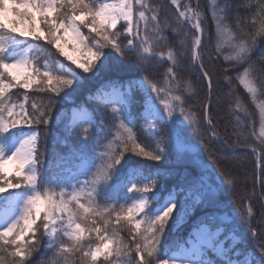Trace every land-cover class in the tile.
I'll return each instance as SVG.
<instances>
[{"label":"snow or ice","instance_id":"1","mask_svg":"<svg viewBox=\"0 0 264 264\" xmlns=\"http://www.w3.org/2000/svg\"><path fill=\"white\" fill-rule=\"evenodd\" d=\"M168 3L174 8L171 15L162 0H0V194L7 193L0 195V264H37L33 257L42 245L53 252L39 264H264V235L257 228L250 231L258 252L249 251L234 229L225 234L224 227H213L217 220L213 214L187 239L174 246L164 242L170 221L175 224L187 212V200H178L175 190L161 188V172L142 163L173 155L193 163L184 151L192 136L203 141L207 135L225 152L248 147L241 137L251 114L236 96L229 71L237 69L235 79L253 103L258 94L264 96L260 82L264 69L252 59L264 41V0L254 8L249 0L243 18L239 5L210 0L215 36L206 26L199 0ZM232 12L237 13L238 28L251 17L255 29L242 31L239 38L233 34L231 54L224 57L229 66L223 69V79L235 98V108L230 106L235 140L217 130L218 121L210 112L214 81L207 65L215 59L204 54L206 42L213 39L220 54L219 41L229 32L226 21ZM169 32L179 37L178 43L171 42ZM127 53L133 54L131 63L143 75H121ZM259 59L264 61V56ZM165 63L162 77L148 74ZM186 63L207 88L202 119L187 104L195 88L191 80L181 79ZM92 79L99 83L83 103L73 101L66 122L54 111L58 100L71 99ZM15 89L23 90L21 98H13ZM137 93L143 96L139 110ZM256 107L264 129V101ZM97 114L107 121H97ZM53 119L63 125L58 142L68 144L73 130L79 129V145L72 153L78 163L67 174L50 175L52 162L44 160L43 145ZM138 121L141 130L155 138L154 147L139 140L134 130ZM260 145L264 153V131ZM132 157L141 160L134 162ZM56 158L63 159L59 154ZM258 162L264 165V154ZM221 175L225 179L215 184L205 179L210 176L207 169L196 174L193 168L187 198L215 206L217 193L232 189L236 182ZM260 175L264 177V167ZM254 198L264 202V180L258 195L254 186L248 197L241 198L248 201L241 215L249 223ZM125 226L127 241L121 235Z\"/></svg>","mask_w":264,"mask_h":264},{"label":"trees","instance_id":"2","mask_svg":"<svg viewBox=\"0 0 264 264\" xmlns=\"http://www.w3.org/2000/svg\"><path fill=\"white\" fill-rule=\"evenodd\" d=\"M165 4L169 15L174 12L173 6L168 3V0H162ZM192 3H196V0H191ZM230 3L240 6L239 16L241 18L248 15V10L244 7L249 3V0H229ZM259 3V0H251V5L254 8L256 4ZM210 0H199V7L202 10L204 16L207 20V28L209 32L215 36L216 29L212 21L210 9H209ZM237 13L232 12L229 14V19L226 21L229 26V32L225 33L219 41L221 48L220 54H217L216 47L217 41L215 39L209 44L206 42L204 54L207 57L209 54L215 59L214 63L208 64V69L213 75L214 81V92L211 97L210 112L213 115L215 121H218L217 130L223 135L226 131L231 136L232 127L235 123L234 117L231 115V109L235 108V98L229 94V86L223 79V69L228 67V62L225 61L224 57L231 54L232 49L229 47V43L224 42L223 40L227 37L229 40L232 39L233 34L239 38L241 32L254 31L251 24V17H249V22L244 24L243 29L238 28L236 25ZM169 39L173 44L178 43L179 37L174 36L171 32L168 33ZM229 42V41H228ZM35 43V42H34ZM44 44L43 41L39 42ZM122 43H126L122 39ZM50 47V46H48ZM109 51V50H106ZM167 51V49H163ZM52 52H55V49H52ZM115 56V53L112 54ZM260 56H264V41H261L253 55L252 59L256 62L258 69H264V61L259 59ZM126 59L124 60L125 72L121 73L124 76H140L143 73L136 72L135 66L131 63L133 58L132 53L126 54ZM60 59L63 60V57ZM44 62L41 58L40 63ZM65 62V61H64ZM67 63V62H65ZM167 64L160 65L155 71L151 68L149 69V75L152 78L162 77V74L165 71ZM79 71V70H77ZM237 69L232 68L229 71V74L233 77L232 84L235 86L236 96L240 98L244 106L248 109L251 114V119L247 124V127L243 129L242 140H245L248 147L246 149H238L236 152H225L224 149L220 148V145L215 141L209 139L206 135L201 141L198 137L192 136L191 143L185 148L184 151L187 152L188 156L192 158L193 163L187 161H178L175 155L171 156L168 160L161 162H153L143 160L142 163L153 170H159L161 172V178L159 180V186L165 191L175 190L177 194V199L180 201L187 200V209L191 208L192 213L187 217V220L182 224L178 225L177 222L173 224L171 221L169 223V228L166 229L164 242L169 245H175L182 240L187 239L191 231L203 220L207 215L213 214L217 216L216 223L213 227H224L225 234L228 231L234 229L235 235L241 237L244 241L243 247L249 251H256L257 240L253 237L250 227H255L259 230L261 235H264V202L259 201L258 199H253L251 205L254 209V216L251 218V223H249L246 216L241 215L245 211V207L248 201L242 200V197H248L254 190L257 195L260 190V182L264 180V177H261V167L258 162V157L261 154V121H260V112L256 107V103L264 101V96L258 94L257 101L252 102L251 97L247 94L246 90L242 85L239 84L238 80L235 79ZM85 76H90V74H83ZM102 78V77H101ZM182 80H191L195 88V95L187 99V104L191 106V111L197 113L201 116L202 119V102L207 98V88L205 83L197 78L194 74V71L187 65L184 66V69L181 73ZM219 81V87H216V82ZM264 82V74H261V81ZM99 83L98 79L86 80L81 89L71 98V99H61L58 100L56 109L54 110L58 115L64 116L66 122H70L72 116V108L74 107L73 101L77 104L83 103L87 98L90 91L93 90L95 85ZM31 96H39L40 94L31 92ZM23 95L22 89H15L13 91V98H21ZM136 100L138 104L136 105L137 110H139V103H142L143 96L141 93L136 94ZM243 118V114H241ZM97 121H107V117L103 114L96 115ZM142 121H138L135 127L138 138L141 142L148 144L151 147H154L153 140L155 138L147 136L141 130ZM63 125H58L57 121L53 119L48 126L49 134L45 138V143L43 145V150L45 152L44 160L47 164L52 162L50 175L57 173L67 174L69 170H75L74 166L78 163L73 157L72 153L75 151V147L79 145L78 132L79 129H74L70 142L64 144L57 141L58 136H62L61 131ZM166 131V129H165ZM188 135L191 136V131ZM231 139L235 140V136H231ZM252 147H256V151H252ZM57 154L63 157V159H58ZM132 160L140 161L141 158L132 157ZM193 168H195V173L199 174L204 169H207L210 173L209 177H205L209 182H214L215 184H221L225 179V176L221 173L228 174L235 179V183L232 189L225 187L223 191L217 193V204L215 206H209L206 203H195L191 199H188L186 196L187 184L193 177ZM184 191H181V189ZM175 215V213H174ZM226 216L227 220H220L219 217ZM40 235V234H38ZM121 235L127 241L130 238L129 230L125 226L121 232ZM95 243V240L92 241ZM53 249L42 245L40 251L35 254L33 260L37 261V264L41 260H48L52 255ZM79 264V261H77Z\"/></svg>","mask_w":264,"mask_h":264},{"label":"rangeland","instance_id":"3","mask_svg":"<svg viewBox=\"0 0 264 264\" xmlns=\"http://www.w3.org/2000/svg\"><path fill=\"white\" fill-rule=\"evenodd\" d=\"M84 31H85V34H87V30L86 29H84ZM224 42H226V43H229L228 41H229V39L227 38V37H225V39L223 40ZM65 62H67L66 60H65ZM68 63V62H67ZM262 131H264V129H261V132ZM186 148H189V147H186ZM11 165H9V169H11ZM0 195H3V196H6L7 195V193H3V194H0ZM192 213V209L191 208H188L187 209V212L184 214V215H182L181 217H180V219L178 220V222H177V224L178 225H182L186 220H187V217L190 215ZM213 258H215V257H213Z\"/></svg>","mask_w":264,"mask_h":264}]
</instances>
